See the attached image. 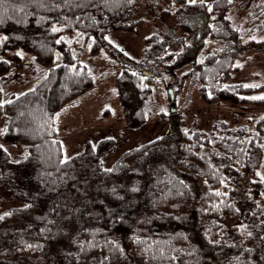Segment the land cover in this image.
I'll return each instance as SVG.
<instances>
[{
	"label": "trees",
	"instance_id": "16d2710c",
	"mask_svg": "<svg viewBox=\"0 0 264 264\" xmlns=\"http://www.w3.org/2000/svg\"><path fill=\"white\" fill-rule=\"evenodd\" d=\"M173 1L187 17L185 31L152 34L143 60L122 65L116 77L126 128L145 126L155 83L173 102L175 70L195 61L206 39L214 48L184 74L201 102L263 107L264 99L250 97L259 88L226 82L239 70L242 47L264 49L228 16L232 0ZM160 3L0 0V130L20 151L10 156L0 147V187L23 202L0 214V264H264V115L207 131L183 130L179 118L178 132L125 151L108 168L102 157L112 138L62 159L56 115L94 84L81 52L90 45L97 54L107 33L131 30L143 21L140 10ZM203 13L207 30L199 32L192 20L200 26ZM263 27L261 16L256 28ZM16 49L32 55L41 75L4 100L2 80L19 59L8 54Z\"/></svg>",
	"mask_w": 264,
	"mask_h": 264
},
{
	"label": "rangeland",
	"instance_id": "374dc122",
	"mask_svg": "<svg viewBox=\"0 0 264 264\" xmlns=\"http://www.w3.org/2000/svg\"><path fill=\"white\" fill-rule=\"evenodd\" d=\"M232 2L228 16L239 23L245 39L264 40V27L256 28L261 16H264V12H261L264 0H232ZM155 6L156 8H147L145 12L140 10L143 21L135 24L131 30L107 33L105 36L107 44L97 54H91L90 45L81 52L79 62L91 71L94 84L87 93L64 106L56 115V137L62 145L63 160L79 153L85 143L95 147L99 140L112 138L115 142L114 146L102 157L103 167L108 168L125 151L163 134L171 135L173 132H178L179 118V127L183 130L207 131L212 123L217 126L223 122L230 126L250 125L264 115V106L240 107L225 103L206 105L201 102L197 93L198 85L191 81L189 75L184 76V74L190 72L194 62H201L203 56L214 48V44L206 39L195 61L175 70L176 80L172 83L175 93L171 95L173 102L170 103L163 85L160 82L155 83L154 100L150 106L151 114L145 126L138 130L127 129L115 84L122 65L143 60L148 47L147 39L152 34L161 33L167 26L173 27L175 35L179 37L185 31L181 22L187 17L184 13L178 14L173 0H161V3ZM163 9L170 11L168 19H163L161 11ZM201 17L200 26L195 19L192 20L191 27H199V32H205L208 18L205 13L201 14ZM245 48L240 49L236 59V64L239 66L238 72L232 73L226 82L259 88L250 97H264V49ZM179 50L180 48L174 46V51ZM11 54L17 55L19 59L11 65V73L2 80V90L6 95L3 97L4 100H7L9 94H20L31 89L41 75L30 53L16 49L8 56ZM2 58L4 59L5 56ZM57 64L59 60L53 62V66ZM0 147L10 156L20 152L18 147L13 148L2 139L1 130ZM258 173L264 179V151ZM22 203L6 189L0 187V214L21 206Z\"/></svg>",
	"mask_w": 264,
	"mask_h": 264
},
{
	"label": "snow or ice",
	"instance_id": "6c2138e0",
	"mask_svg": "<svg viewBox=\"0 0 264 264\" xmlns=\"http://www.w3.org/2000/svg\"><path fill=\"white\" fill-rule=\"evenodd\" d=\"M191 3H195V0H190ZM253 99H264V97H254Z\"/></svg>",
	"mask_w": 264,
	"mask_h": 264
}]
</instances>
